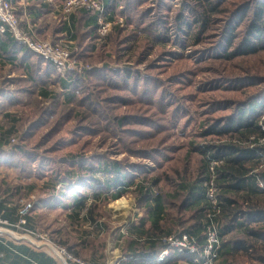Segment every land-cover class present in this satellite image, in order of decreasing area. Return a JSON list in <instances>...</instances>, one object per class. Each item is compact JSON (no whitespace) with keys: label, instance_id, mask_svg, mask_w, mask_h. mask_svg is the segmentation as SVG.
I'll return each instance as SVG.
<instances>
[{"label":"trees","instance_id":"trees-1","mask_svg":"<svg viewBox=\"0 0 264 264\" xmlns=\"http://www.w3.org/2000/svg\"><path fill=\"white\" fill-rule=\"evenodd\" d=\"M99 1L108 18H124V23L112 26L105 36L97 32L98 15L90 10L75 9L67 20H54V40L64 29L69 31L76 48L73 56L88 61L95 51L109 46L119 52V59L138 65L155 49L162 50L160 56L169 53L164 50L169 42L183 47L182 35L192 33L191 44L209 42L198 49L199 60H235L240 68L238 73H217L199 87L200 92L232 96L209 100L186 143H175L171 141L173 130L186 118L178 131L185 134L194 117L152 73L105 63L83 74L68 70L61 76L8 33L0 34V58L4 53L3 63L8 64L0 74V164L45 178L44 161L37 162L36 153L23 145L11 144L12 137L26 140L43 128L51 137L69 120L75 123L71 140L88 133L103 135L110 129L112 134H104L107 142L116 139L119 150L129 146L122 161L70 154V165L76 168L44 182V189H55L59 183L76 180L90 190L76 194L71 219L87 221L93 232L103 230L104 223L95 214L96 203L116 200L133 187L131 193L144 214L138 228L130 225L127 229L123 256L135 257L138 264L144 260L150 264H202L207 230L214 226L220 240L215 264H264V0H182L172 20L163 11L167 0ZM30 7L39 12L43 6L39 2ZM252 58L261 60L255 69L248 66ZM3 63L0 67L5 70ZM185 95L191 93L179 98ZM11 108L20 111L12 113ZM217 112L221 113L212 115ZM26 121L31 122L21 135L19 129ZM5 145L7 149H2ZM182 150L183 155L177 157ZM130 156L150 159L157 164L155 168L164 164L167 170L157 172L129 161ZM210 188L215 203L208 196ZM14 189L17 194L21 187ZM111 189L114 191L108 194ZM16 196L18 200L20 196ZM15 206L0 214L10 224L19 218L20 206L15 217L9 216L14 215ZM23 228H32L29 215ZM181 234L192 237L195 252L170 249L156 263V249L167 246L161 239Z\"/></svg>","mask_w":264,"mask_h":264},{"label":"rangeland","instance_id":"rangeland-1","mask_svg":"<svg viewBox=\"0 0 264 264\" xmlns=\"http://www.w3.org/2000/svg\"><path fill=\"white\" fill-rule=\"evenodd\" d=\"M181 1L182 0H167L166 5L163 8L164 13H168V18L172 20L174 16V12L181 8ZM154 2V0H152ZM123 19L124 18L120 17ZM208 34V33H207ZM208 36V35H207ZM206 36V37H207ZM184 37V38H183ZM182 38L184 40L183 47L179 44V42H176L174 45H172L171 42L164 48L166 51H170L169 53H165L164 55H161V49H155L152 51L151 55L146 59V61L143 64H135L131 65L129 61L125 60L124 58L119 59V52L112 50L109 46L103 49V51H100L99 49L95 51L92 54L91 60L84 61L80 58H76L73 56V52L75 51V42L72 46H69L66 44L67 47H69L70 50V56L71 59L74 60V65L78 66L77 70L75 72L77 74H83L87 70H91V68L94 65L102 66L103 64H107L110 67H130L132 70H138L141 73H152L154 76L158 77L159 79L164 81V85L166 90L171 94L172 96H175L178 100L181 101L187 108V110L190 111V114L194 117V121L190 124V126H187L185 129V134L179 135L178 131L180 127H183L185 119L183 118L178 125V127L173 130L174 136L171 138V141L175 143H186V140L189 137V134L191 131H195L198 121L201 119V113H204L207 108V102H210L209 100L212 99H224L229 98L232 96V93H221V92H209L204 91L200 92L199 87L203 83H207L211 81L213 78L217 77V73L223 74V73H232L240 71V68L236 67L234 61L230 60L226 62H220L218 60H212V59H200L199 51L198 49H201L202 47H205L209 42H207V39L205 42H199V44L193 45L191 44L193 40L192 33L189 35H182ZM41 39V38H40ZM180 39V38H179ZM41 40H47V39H41ZM51 41H59V40H51ZM179 41V40H178ZM63 42V41H62ZM64 43V42H63ZM183 48V49H182ZM163 50V51H164ZM133 61V59H131ZM150 62V63H149ZM261 63V60H256L254 58L250 59L249 67L250 68H256L258 64ZM152 66V69L147 70L149 66ZM245 65V64H244ZM155 67V68H154ZM5 70H2L0 67V74L5 73L7 70V67L4 68ZM230 73V74H231ZM233 74V73H232ZM6 75V74H5ZM178 75V77H176ZM176 77V78H173ZM187 83L190 84L189 87H187ZM205 89V88H203ZM187 92L191 93V96L188 97L185 95V98H179L180 95H183ZM194 93V95H193ZM193 97V99L191 98ZM237 97V96H236ZM172 98V97H171ZM226 100V99H224ZM223 100V101H224ZM220 101V100H219ZM12 113H19L20 109L17 108H11L10 110ZM221 112H217L215 114H212L213 116L219 115ZM2 120V114H0V122ZM31 121H26L23 126L19 129V134H23L26 127L29 125ZM75 123L73 120H69L67 123H65L64 127L55 133L53 136L48 137L46 135L47 128H43L38 130L37 133H35L32 137L22 140L18 137H12L10 139L11 144H21L23 147L29 151L36 153V161H44L45 163V173L48 175L45 178H49L53 175H57L59 178L62 177L64 174V171L66 169L76 167L70 165V154H77L82 153L84 154V157L91 158V157H102V158H113L117 160H123L126 157V150L128 149V145H120L117 149L116 139L112 141V139H108V142L104 139V134L106 132H103L102 135L101 132L99 134H83L79 137H76L75 140L72 137L74 136L71 131L74 128ZM114 126V123H113ZM112 129V128H111ZM106 133L107 135L111 133V130L108 129ZM112 134V133H111ZM114 134V132H113ZM120 135V134H118ZM72 141V142H71ZM121 144V143H119ZM132 145L131 143H129ZM185 145V144H184ZM186 146V145H185ZM7 149V147L5 148ZM183 155V150L178 153L177 157L180 155ZM129 161L135 162V163H143L147 167L156 169L157 172H161L163 170H167V167L163 164L161 167L155 168L156 163L154 161H151L150 159L146 158H138L135 156H130L128 158ZM37 162L35 165H37ZM6 169H11V171L7 175L8 177L12 178L15 182L19 183V181L15 180V178L21 177L23 175H28V172H19L13 167H8L3 165ZM21 174V175H20ZM15 177V178H14ZM111 176L109 175L108 178ZM105 179L104 177L102 178ZM40 183V182H39ZM133 187H130L129 191L124 193L120 198L112 201H99L96 203L95 212L97 215H99V220L102 221L105 225V229L102 233L96 235V233L90 234V237L88 240H86L87 248L88 249H94L99 248L100 244L103 242V246L100 247L103 250L105 249L106 255L110 257H115L119 253L121 254L122 250L117 247V245L122 244V247L124 248V240H122L120 243H117L116 235L118 233H126L127 230V223L129 220L137 219L136 217L138 215H141V212L143 210V207L138 205L136 201L134 200V196L131 193V189ZM69 189H77L80 192L89 193V189L85 190L82 186H79L74 180L70 185ZM114 189H111L108 191V194H111ZM23 197V196H22ZM22 199V202H32L29 200H26L25 197L20 198ZM21 202V203H22ZM33 208V204H32ZM42 228H39L38 231L39 234H46L48 239L58 243L57 241H54L50 238L48 231H52L53 229H65L64 239H69V241H74L75 238V232L74 229L68 225L65 217L63 216V213H59L56 215V217L50 216L49 218H44L43 222L40 225ZM66 247V246H65ZM67 248V247H66ZM69 251V250H68ZM100 251V250H99ZM70 252V251H69ZM85 252V251H84ZM86 254H80L78 257L81 259L90 262L88 260L87 252ZM110 260V259H109ZM179 264H184L183 261H179Z\"/></svg>","mask_w":264,"mask_h":264},{"label":"crops","instance_id":"crops-1","mask_svg":"<svg viewBox=\"0 0 264 264\" xmlns=\"http://www.w3.org/2000/svg\"><path fill=\"white\" fill-rule=\"evenodd\" d=\"M16 2L17 3L15 4L12 2V4L15 8V13L20 23L23 26H29L33 30L34 34L41 39L54 40L52 31L54 20H56L58 17H60L61 20H67L70 15L69 14L65 16L62 12L64 0H16ZM39 2L42 3V9L39 12H33L31 10L32 6L30 7V5L33 3L38 4ZM57 40H61L64 43L67 42L66 44L69 46L74 44V39L70 38V32L65 29L62 31V34H60V37ZM21 54V52L17 53L18 56H21ZM3 56L4 53L1 55L0 63L4 62ZM3 65L8 67V64L3 63ZM6 147L8 146L5 145L1 148L5 149ZM5 171L9 173L11 169H6L0 164V207L2 208L0 214L4 212L5 208H13V206H15L14 203H17V206L19 207L22 202V199L20 200V198L25 197L26 200L31 198L30 201L33 202V208L29 213L30 225L32 227L31 230L38 232L40 230L39 228H42L40 225L44 218H49L50 216L56 217L57 214L63 213L68 225L71 226L74 229L73 231L76 233L74 241L70 242L69 239H64L66 228L64 230L63 228L57 230L53 229L52 231L49 229L48 234L52 240L66 246L72 254L79 256L80 254H86L85 252H87V254L91 253L88 255V260L92 264H119V262L138 264V261L135 257L131 255L125 257L123 256V252H121V254L119 253L114 258L107 256L105 249H100V247H102L104 244L103 242L97 249L94 248L92 250L87 248L86 240L89 239L90 234L96 233V235H98L102 233L105 229V225L103 230H97L93 232V229L87 221L81 219H71L70 214L73 212L71 209V203L74 201L76 194L79 195L80 191L77 189L67 190L66 188L69 187L70 184L59 183L55 189H44V182L47 181V178H35L32 176L23 175L18 178L14 177L15 180L19 181V183H17L12 180V178L8 177L9 175H7L8 173ZM15 186L21 187L20 192L17 194L15 193L16 195L20 196L18 197V200L17 196L14 194ZM31 186L33 189H29ZM62 189L65 191L64 193L62 192ZM18 207H16L14 215H9L10 217L16 216ZM95 214L99 219V215H97L96 212ZM143 214L144 210H142L141 215L136 217L137 219L129 220L127 223V229H129L130 225L138 228V220ZM1 219L4 220V218ZM5 221L8 223L7 220ZM14 222H16V218ZM0 227L6 226L0 223ZM89 231L90 233H88ZM133 234L138 236L135 233ZM126 235L127 230L125 234L118 233V235H116L117 243H120L122 240H124ZM117 247L122 250V244L117 245ZM162 249L163 248L156 249L154 257V261L156 263L161 262L156 261V255ZM0 264H55V260L46 252L36 248L29 242L20 239H14L13 237H9L6 232H2V234H0ZM139 264H150V262L148 260H144L139 262ZM177 264H179V262Z\"/></svg>","mask_w":264,"mask_h":264},{"label":"built area","instance_id":"built-area-1","mask_svg":"<svg viewBox=\"0 0 264 264\" xmlns=\"http://www.w3.org/2000/svg\"><path fill=\"white\" fill-rule=\"evenodd\" d=\"M79 8L97 13V32L100 36H105L112 26L120 25L123 22L120 17L108 18V13L99 0H64L62 12L67 16ZM5 33L14 38L18 44L25 46L44 61L50 63L56 72L62 76L68 70L75 71L78 68V66L74 65L75 61L71 59L69 47L65 43L61 40H41L29 26H23L16 16L15 8L10 0H0V34ZM210 170H212V167ZM258 184L262 186L260 182ZM213 193L214 189L210 188L208 196L211 202L215 203ZM32 204L33 202L29 201L21 203L18 209L19 218L13 224L7 223L0 218V223L6 226L0 227V234L6 232L9 237L29 242L53 257L55 264H92L69 252L64 245L49 240L46 234H39L37 231L24 229L23 225L26 224V218L30 213ZM161 240L165 241L167 246L157 253V262L164 260L170 249H175L177 253H181L184 250L195 252L192 237L187 234H181L180 236L170 235L163 237ZM219 244L220 240L215 227H208L206 244L201 255L202 264L216 263Z\"/></svg>","mask_w":264,"mask_h":264}]
</instances>
